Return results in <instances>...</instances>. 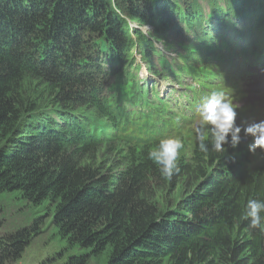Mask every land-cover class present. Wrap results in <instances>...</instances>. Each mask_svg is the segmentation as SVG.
I'll use <instances>...</instances> for the list:
<instances>
[{
    "label": "trees",
    "instance_id": "1",
    "mask_svg": "<svg viewBox=\"0 0 264 264\" xmlns=\"http://www.w3.org/2000/svg\"><path fill=\"white\" fill-rule=\"evenodd\" d=\"M259 1L0 0V191L54 206L60 237L86 249L61 264H264V231L242 218L264 200V165L242 143L201 153L183 102L135 65L139 52L181 88L215 67L244 94L253 71L230 41L244 18L264 23ZM180 129V172L167 180L144 132ZM43 220L0 236V264H18Z\"/></svg>",
    "mask_w": 264,
    "mask_h": 264
},
{
    "label": "clouds",
    "instance_id": "2",
    "mask_svg": "<svg viewBox=\"0 0 264 264\" xmlns=\"http://www.w3.org/2000/svg\"><path fill=\"white\" fill-rule=\"evenodd\" d=\"M196 115L199 123L194 132L201 153H222L226 146L236 149L248 137H251L247 145L250 153L264 151V119L238 123L239 111L224 91L213 90L196 107ZM184 147L181 137L161 138L148 152V159L158 166L163 178L170 180L180 172L179 158ZM242 218L248 221L249 229L264 231V200L249 199Z\"/></svg>",
    "mask_w": 264,
    "mask_h": 264
},
{
    "label": "rangeland",
    "instance_id": "3",
    "mask_svg": "<svg viewBox=\"0 0 264 264\" xmlns=\"http://www.w3.org/2000/svg\"><path fill=\"white\" fill-rule=\"evenodd\" d=\"M202 2L206 4V2ZM126 20L134 24L135 29H139L146 34L151 30L150 26L142 25L140 22L128 16H126ZM262 55H264V53H262ZM137 62H140L139 55H137ZM199 70H203V68ZM239 70H241V67H239ZM141 77H146L147 80L155 83L158 82L157 89L160 92L164 90L163 94H165V90L169 92L174 87L178 88L177 85L166 82L161 76L149 75L144 67L141 69ZM178 97H180L179 92H175L173 94V100L175 101ZM112 101L113 103L116 102L115 99ZM182 101L186 103L184 98ZM241 102L245 107H247L248 104L253 108H261L264 106V72H257L251 77L247 85V94ZM129 108L132 107L130 106ZM186 113L192 114L193 109H187ZM49 114L57 117L52 111H49ZM237 122L239 123L238 120ZM180 123L188 127L191 132H194L195 127L199 123V117L195 115L192 121L188 118H181ZM176 136L181 137V129L176 131ZM116 164L118 165L120 163ZM260 164H264V162ZM178 196H181L179 191L176 192V197L172 196V201L174 202ZM53 214L54 206H48L47 203L35 206L22 198L17 191H0V236L6 237L11 232L29 226L34 219L44 216L42 232L37 235L26 248L23 256L17 262L18 264H61L76 253H81L86 250L81 247H69L68 243L60 237L57 227L52 222ZM106 260L105 256H100L91 259L90 264H106Z\"/></svg>",
    "mask_w": 264,
    "mask_h": 264
},
{
    "label": "bare ground",
    "instance_id": "4",
    "mask_svg": "<svg viewBox=\"0 0 264 264\" xmlns=\"http://www.w3.org/2000/svg\"><path fill=\"white\" fill-rule=\"evenodd\" d=\"M125 19H126V17H125ZM260 165H264V164H260Z\"/></svg>",
    "mask_w": 264,
    "mask_h": 264
}]
</instances>
